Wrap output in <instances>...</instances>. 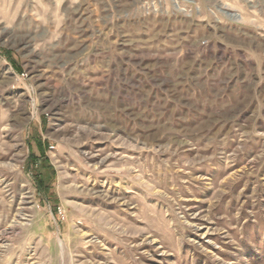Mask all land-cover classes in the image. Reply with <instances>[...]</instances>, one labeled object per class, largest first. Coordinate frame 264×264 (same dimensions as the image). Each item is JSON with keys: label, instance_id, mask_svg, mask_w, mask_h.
<instances>
[{"label": "rangeland", "instance_id": "374dc122", "mask_svg": "<svg viewBox=\"0 0 264 264\" xmlns=\"http://www.w3.org/2000/svg\"><path fill=\"white\" fill-rule=\"evenodd\" d=\"M0 264H264V0H0Z\"/></svg>", "mask_w": 264, "mask_h": 264}, {"label": "bare ground", "instance_id": "6f19581e", "mask_svg": "<svg viewBox=\"0 0 264 264\" xmlns=\"http://www.w3.org/2000/svg\"><path fill=\"white\" fill-rule=\"evenodd\" d=\"M0 157H2V158H3V156H2V155H0Z\"/></svg>", "mask_w": 264, "mask_h": 264}]
</instances>
